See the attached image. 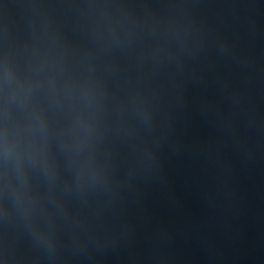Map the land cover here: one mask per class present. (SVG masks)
<instances>
[{
    "label": "water",
    "instance_id": "95a60500",
    "mask_svg": "<svg viewBox=\"0 0 264 264\" xmlns=\"http://www.w3.org/2000/svg\"><path fill=\"white\" fill-rule=\"evenodd\" d=\"M0 264H264V0H0Z\"/></svg>",
    "mask_w": 264,
    "mask_h": 264
}]
</instances>
